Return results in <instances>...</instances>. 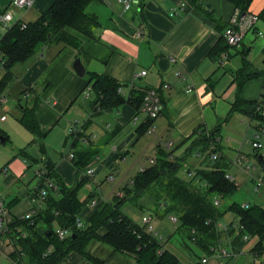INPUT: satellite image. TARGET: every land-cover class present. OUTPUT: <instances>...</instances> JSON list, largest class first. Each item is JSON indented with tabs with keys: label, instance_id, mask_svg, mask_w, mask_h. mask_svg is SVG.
<instances>
[{
	"label": "crops",
	"instance_id": "crops-1",
	"mask_svg": "<svg viewBox=\"0 0 264 264\" xmlns=\"http://www.w3.org/2000/svg\"><path fill=\"white\" fill-rule=\"evenodd\" d=\"M10 1L0 0V10L10 7ZM52 2L33 0L32 6L22 13L12 11L13 21H32ZM263 7L264 0H251L243 10L240 0H129L127 8L117 0L90 2L86 11L95 14L98 22L93 28V35L70 30L80 38L77 48L51 44L38 50L19 69L17 78L23 86L24 102L18 99L16 107L11 109L10 105H4L7 102H2L4 98L1 99L0 107L4 105L6 111L0 110V115H5L0 120V136L4 137L0 142L11 145L0 148L11 149L0 150V196L10 220L19 219L30 209L36 213L44 207L42 197L36 191L40 176L35 172L44 171L46 166L65 186L87 178L77 191L80 200L87 199L78 214L79 222L84 226L88 217L107 201L110 192L112 195L121 194L122 187L131 181L132 175L150 165L141 160L145 148L159 145L169 149L167 151L174 156H181L197 135L192 134L195 130L207 132L219 126L210 146L218 148L217 154L221 156L220 128L234 114H237L238 125H243L242 121L246 120L254 127L255 133L258 128L251 118L252 101L264 95V20L258 18L255 24L262 35L256 37L253 31H247L237 46L225 47L221 35L235 10L238 9L240 14H258ZM0 25L5 30L1 22ZM139 28L141 33L138 34ZM221 46L225 49H213L209 53L213 47L218 49ZM77 56L84 67L83 75L77 74L72 66ZM256 57L258 65L255 64ZM141 70H145V74L138 75ZM88 72L116 79L126 100L116 106H95L94 95L88 85ZM240 72L244 76L253 72L259 75L240 83ZM145 87L156 88L162 98L161 111L151 120L147 119L141 106L136 108L128 100L129 97H136ZM238 98L246 102L240 106L241 110H233L232 105ZM23 105L33 107L38 134L19 122ZM11 110L13 117L7 115ZM146 122H149L148 128L139 133L138 127ZM261 135L264 131L259 137ZM27 148H41L43 167H31L37 158L31 157L28 163ZM239 148L224 160L226 173L234 182L239 172L249 175L253 181L254 177H264L260 173L256 176L248 174L251 168L247 171L244 166L249 164V152ZM85 150L94 152L85 166H92L91 175L85 172V168L78 172L72 158L68 157L69 153ZM237 154L244 156L240 164L233 162ZM189 158L192 169L203 167L200 154L185 155L183 161ZM230 165L238 170L229 173ZM251 166L254 168V165ZM106 183L110 185L109 190ZM261 186L264 187V184ZM254 189L258 197L252 203L264 208V191L260 192L259 187ZM145 197L139 196L137 200L141 201L135 203L139 214L132 211L129 215L122 209L124 203L121 205V211L141 225L142 216H149L150 224L152 216L142 212L140 205L150 211L154 206V203H146ZM91 200L96 201L95 205ZM229 213L234 214L225 211L221 218L227 214L232 219ZM235 218L236 222L228 219L222 225L218 223V227L224 229L223 225L232 222L236 228ZM37 225V229L44 228L42 220H38ZM56 227L59 226L54 225V229ZM17 228L25 230L23 226ZM7 231L0 230V264H24L25 255L17 253L16 238H11ZM105 231L104 227L97 230L99 235ZM229 239L222 231L218 247L228 244ZM255 240L251 238L245 243L229 263L240 264L241 261L248 264V256L252 255L256 264H264V257L260 258L264 253L255 257L250 252ZM83 250L68 251L56 264H137L133 254L115 250L97 237L89 239ZM18 256H21V263L17 261ZM202 257H206L204 262H201ZM184 260L178 258L176 264L223 263L221 256L204 253L197 260L190 261L187 257Z\"/></svg>",
	"mask_w": 264,
	"mask_h": 264
},
{
	"label": "trees",
	"instance_id": "trees-1",
	"mask_svg": "<svg viewBox=\"0 0 264 264\" xmlns=\"http://www.w3.org/2000/svg\"><path fill=\"white\" fill-rule=\"evenodd\" d=\"M99 0H53V2L32 21L17 19L13 21L0 36V102L10 81L13 79L12 68L16 63L24 62L38 50L51 44L68 45L77 48L80 38L70 30L83 35L92 36L93 28L98 24L97 17L86 11L87 5ZM251 0H240L243 10ZM6 8L0 10V15ZM258 18L264 20V7L258 12ZM25 26L22 27V23ZM221 41L229 45L223 35ZM221 51L224 46L212 50ZM264 52V48H263ZM88 85L94 95V105L98 108L116 106L126 100L119 91L120 83L102 73L88 72ZM259 75L253 72L242 75L240 83L245 79ZM143 92L128 100L139 108L142 104ZM161 97V96H160ZM162 101V98H161ZM264 95L252 101L251 118L256 121V128L264 127V113L262 104ZM246 101L236 99L232 105L233 110H241V105ZM96 107V108H97ZM19 122L31 132L38 134L39 128L33 107L23 105ZM149 122L140 125L139 133H144ZM219 126L212 130L197 132L185 153L174 156L171 151L158 149L156 157L150 165L136 171L131 181L122 187L121 194L115 193L111 201H105L87 219L84 226H77L79 212L87 199L80 200L77 191L86 182L87 178L77 180L72 186H65L56 174L46 166L36 188H46L42 197L44 207L33 215L30 223L27 219L13 218L7 224V233L11 238H16L18 254H24V264H56L68 251L84 252V246L91 238H99L112 245L115 250L125 251L134 255L137 264H176L177 255L166 248L160 237L147 230L144 225L131 220L121 211L122 203L128 198L137 199L148 194L153 198L154 212L161 214L175 213L179 226L176 229L182 238L189 239L204 254L209 255L213 248L218 247L220 236L224 231L229 239L228 245L231 252H238L251 238H256L250 252L259 257L264 253V208L256 203L247 206L240 202L232 201L222 210L214 204L213 198L221 199L232 196L237 185L233 179L228 178L225 171L226 163L223 155L214 159L206 167L194 168L189 179L178 175L185 155L198 152L204 158H209L211 152H219L210 143L215 139L214 133ZM192 135V136H193ZM156 148H162L159 145ZM94 152L90 150L76 151L72 161L80 172L92 159ZM259 163L264 165V154L255 153ZM45 180L53 182L54 187L48 188ZM202 184L200 187L199 184ZM90 197V196H88ZM89 199V198H88ZM225 211H231L237 217V227L232 222L226 224L224 229L218 223ZM38 220L44 222L43 229H37ZM54 225L68 230L64 238H59L54 230ZM23 226L25 230L17 227ZM106 229L103 235L97 230ZM22 231H27L22 235ZM17 254V255H18ZM17 257V256H15ZM200 257V256H198ZM18 256L17 261L22 262Z\"/></svg>",
	"mask_w": 264,
	"mask_h": 264
},
{
	"label": "rangeland",
	"instance_id": "rangeland-1",
	"mask_svg": "<svg viewBox=\"0 0 264 264\" xmlns=\"http://www.w3.org/2000/svg\"><path fill=\"white\" fill-rule=\"evenodd\" d=\"M12 11L16 10L19 12H23L25 10H27V8H17V7H13L10 6ZM15 12V13H16ZM4 32V30L2 29L1 25H0V35ZM256 37H259L258 35H256ZM255 64L257 63L258 58L256 57L254 59ZM25 64V62H19L16 65H14V67L12 68V72H13V79L10 81L8 87L5 90V97L2 100V102H7L4 105H10L11 109L12 106L16 107V103L19 100H21V102L23 103V97H22V89L23 86L22 84H20L18 82V73L20 74L19 69ZM258 65V64H256ZM260 67V66H258ZM17 71V72H16ZM4 105H2L0 107V110H5ZM13 110L8 111L7 115L9 117H13L14 113H12ZM241 118V117H239ZM237 119V114H234L231 119L228 122H225L224 124H222L221 128H220V136L222 137V141H221V148H220V152L222 153L223 157L226 159V157H229L235 150L238 149V147H240L242 149L243 152L248 153L249 158H248V163L249 165H254V168H251L248 172V174H251L253 176H256V173H260L261 176H264V168L262 167V164L258 162L256 156H255V150L254 148H252L251 146V139L253 138V131H254V127L252 125H249L246 123L245 121H242L243 125H238V122L236 121ZM242 119V118H241ZM246 123V124H245ZM259 140L262 143V147L259 148L258 150H256L257 152H259V154L264 153V135H261L259 137ZM164 147H166L165 143ZM10 143L9 142H0V146L3 147H10ZM157 146V145H156ZM239 148V149H240ZM5 149V150H9L7 148H0V150ZM144 148H142L143 150ZM158 149H165V150H169L167 148H145V152L142 155V162H145L146 164L152 163L153 159L156 157V153L158 151ZM173 149L175 151V149L177 148H170V150ZM28 151V160L27 162L29 163V161H31V157L33 158H37V161H34L31 163V167H35L36 165L43 167L41 165H43V161L40 160V158L42 157L41 155V148H27L26 149ZM73 154V153H72ZM195 155V152L193 153ZM193 156V155H192ZM73 157V156H72ZM71 157V158H72ZM201 157H203L201 155ZM151 158V159H150ZM153 158V159H152ZM214 159H209V158H204L203 159V163L201 164V166H205L208 165L210 163L213 162ZM191 158L182 161V166L180 168V170L178 171V175L183 178V179H189L190 176L193 174L194 169H192L191 167ZM246 163V161H245ZM233 165H236L234 163H231ZM34 165V166H32ZM230 165V167H228L229 173H233L235 172V170H238L235 166ZM30 167V166H29ZM189 169V170H187ZM225 169H227V166H225ZM262 169V170H261ZM235 179V183L238 184L237 189L235 191V193L228 197V198H224L220 200L219 203V207L221 209L225 208L229 203H231L232 201H236V202H242V201H249L250 203L252 202H256L257 201V197H258V192L255 191L254 187V181L250 179L249 175L243 173V172H239V174L236 176ZM107 186V190H109L108 188L110 187V185L108 183H106ZM199 184V183H198ZM202 186V184H199V186ZM200 186V187H201ZM82 191V189L80 190ZM259 191H264V187L261 186L259 187ZM113 193L110 192V194L106 197L107 201H111L112 200V195ZM145 198L147 200L146 203H152L153 204V198H151V196L148 194H145ZM138 201V203L141 201L134 199V198H128L126 199L123 203L122 209L124 211H127L129 215H131V212L134 211L133 213L135 214H139V212L137 211V208H135V203ZM137 207V206H136ZM154 206H152V211L148 210L147 208L143 207L140 205V209L142 212L148 214L151 213L152 219H151V225L153 227V233L160 237L164 242V245L166 248L170 249L171 251H173L177 257L179 258V260H184L186 257L187 259L190 258V261H194L198 259V256L202 255L203 252L200 251L195 244L190 241L189 239L186 238H182L181 234L179 233V231H177L176 229L179 226V221L177 220V215L175 213H163L161 215H159L161 213L160 209L158 208V213L154 212L153 210ZM157 214V215H155ZM232 215V219H229V216L227 214H225V217L221 218L219 223L222 225L225 222H227V220H231L236 222V218L235 215L232 213H229ZM173 216L176 218V220H172L170 217ZM85 222V221H83ZM85 225V224H84ZM218 246V245H217ZM224 248L230 250V246L228 244H224L223 246ZM218 247L213 248L212 252L209 254H213L216 256H220L219 252H218ZM238 252H233L230 256H222V264H230L229 262L231 261V258L236 255ZM206 255V254H205ZM252 255L248 256L249 262L248 264H256L255 260H253ZM263 256H261L260 258H263ZM244 258V257H242ZM185 261V260H184ZM242 262L240 261V264ZM244 264V263H242Z\"/></svg>",
	"mask_w": 264,
	"mask_h": 264
},
{
	"label": "built area",
	"instance_id": "built-area-1",
	"mask_svg": "<svg viewBox=\"0 0 264 264\" xmlns=\"http://www.w3.org/2000/svg\"><path fill=\"white\" fill-rule=\"evenodd\" d=\"M118 2H121L124 8H127L129 6V0H117ZM33 0H11L10 1V6L17 7V8H28L32 6ZM258 20V15L254 13H247V14H240V11L237 9L235 12L232 14V16L229 19L228 24L224 27L222 31V35L225 38L226 42L229 45L232 46H237L239 45L242 40L244 35L246 34L247 31H253L255 35H262V31L257 29L256 27V22ZM0 22L2 23V26L7 28L12 22H13V16H12V9L11 7H7L5 12L0 15ZM25 26V22L22 23V27ZM141 33L140 28L138 29V34ZM171 60H174V58H171ZM2 62V57H1V52H0V63ZM145 70H141L138 72V75H143L145 74ZM190 89V88H189ZM120 91V88H119ZM143 92V97H142V104H141V110L145 113L147 119L151 120L154 119L161 111L162 108V101L160 94L158 90L154 87H145L141 90ZM262 107V112L264 111V101L262 104H258L256 106V109H260ZM5 115L1 114L0 115V120L4 119ZM264 128L259 127L257 131L253 134V138L251 139V145L255 150H258L259 148L262 147V143L259 140V134L260 132H263ZM170 143H168L169 145ZM198 152H195V155H198ZM73 156L72 153H69L68 157L71 158ZM211 159H216L218 157L217 152H211L210 154ZM244 156L241 155H236L233 159V162L236 164H240L243 162ZM250 168H253L249 164H245L244 169L249 170ZM85 172L89 175L92 174L93 168L92 166H88L85 168ZM37 175L41 177V175L44 173V171L38 170L35 172ZM228 178L232 179L231 176L228 174L226 175ZM46 186L48 188L54 187L53 182H50L49 180H45ZM254 184L255 187L258 188L261 185L264 184V177H254ZM37 194L40 197H43L46 194V188H40L37 191ZM92 205H95L96 201L91 200L90 201ZM213 202L216 205H219V199L217 196L213 198ZM244 206H247L248 203L242 204ZM34 210L30 209L23 213L20 218L21 219H27L30 223L33 221V215H34ZM172 220H176L175 217L171 216L170 217ZM10 221L9 214L4 206L2 197L0 196V230L5 231L7 230V224ZM150 217L149 216H142L141 217V223L145 226L147 230L152 231L153 227L150 224ZM77 226H81V223L79 220L76 222ZM226 226V225H225ZM223 225L222 227L225 228ZM55 233L59 238H64L67 235V230L62 227H56ZM25 233L22 232V235ZM218 252L219 255L222 256H230L233 252L230 250L224 248V247H218ZM206 260V257L201 258V262H204Z\"/></svg>",
	"mask_w": 264,
	"mask_h": 264
},
{
	"label": "water",
	"instance_id": "water-1",
	"mask_svg": "<svg viewBox=\"0 0 264 264\" xmlns=\"http://www.w3.org/2000/svg\"><path fill=\"white\" fill-rule=\"evenodd\" d=\"M72 66L75 70V72L79 75H83L84 74V67L82 65V62L80 60V57L77 56L73 62H72ZM4 137L3 136H0V140H2Z\"/></svg>",
	"mask_w": 264,
	"mask_h": 264
}]
</instances>
